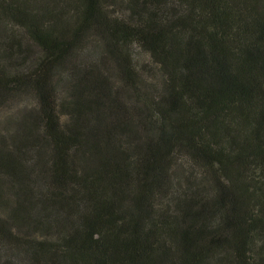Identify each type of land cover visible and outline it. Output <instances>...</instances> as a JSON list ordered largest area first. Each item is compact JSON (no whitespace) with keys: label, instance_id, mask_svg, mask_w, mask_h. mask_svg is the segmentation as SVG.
<instances>
[{"label":"trees","instance_id":"trees-1","mask_svg":"<svg viewBox=\"0 0 264 264\" xmlns=\"http://www.w3.org/2000/svg\"><path fill=\"white\" fill-rule=\"evenodd\" d=\"M29 99L0 264H264V0H0V112Z\"/></svg>","mask_w":264,"mask_h":264},{"label":"rangeland","instance_id":"rangeland-1","mask_svg":"<svg viewBox=\"0 0 264 264\" xmlns=\"http://www.w3.org/2000/svg\"><path fill=\"white\" fill-rule=\"evenodd\" d=\"M134 56H135V59L136 60H139V61H142V60H145L146 59V54H144L139 48H136L135 49V51H134ZM15 106H17V104L15 105ZM31 106H32V100L31 99H29V100H27L26 102H24V103H21L20 104V106H18V108H14V106L11 108V109H9V112H7V109L6 110H4V111H2V112H0V126H1V122H3L2 120L4 119V118H6V117H9V116H11V115H14V113L18 110V111H20V110H28V109H30L31 108Z\"/></svg>","mask_w":264,"mask_h":264}]
</instances>
